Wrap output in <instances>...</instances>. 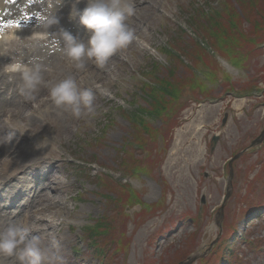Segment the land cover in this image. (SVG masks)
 <instances>
[{"label": "rangeland", "instance_id": "1", "mask_svg": "<svg viewBox=\"0 0 264 264\" xmlns=\"http://www.w3.org/2000/svg\"><path fill=\"white\" fill-rule=\"evenodd\" d=\"M71 2L59 0L64 12L56 13L58 37L42 46L55 47L61 30L78 28L88 39L63 8ZM132 2L136 13L127 22L136 39L103 67L85 57L87 79L74 75L78 67L65 64L62 53L44 62L43 68L55 69L48 73L52 79L72 76L94 99L93 114L82 107L75 117L62 106L66 128L54 134L52 123L40 119L42 133L28 128L20 142L25 139L34 151L35 142L49 134L56 139L48 156L60 160L59 198L65 201L56 222L39 236L60 239L55 264H264V10L256 8L264 0H143L141 7ZM228 18L238 24L236 36L214 37L208 25ZM222 38L243 46L233 51ZM205 55L208 64L200 61ZM2 61L0 56V66ZM184 81L182 90L172 92ZM157 92L166 101L172 92L177 120L169 132L159 130L164 113L153 112L163 105L161 98L152 104ZM32 111L23 105L21 115ZM4 120L0 116V135L10 141L9 132L18 131ZM11 121L22 124L18 116ZM194 141L199 145L193 158ZM31 182L11 181L15 187L6 189L15 194L1 188L0 211L15 213L10 200H26ZM35 225L29 220L23 227ZM5 230L0 225V233ZM19 263L0 255V264Z\"/></svg>", "mask_w": 264, "mask_h": 264}, {"label": "bare ground", "instance_id": "2", "mask_svg": "<svg viewBox=\"0 0 264 264\" xmlns=\"http://www.w3.org/2000/svg\"><path fill=\"white\" fill-rule=\"evenodd\" d=\"M132 1H136L140 7L146 5L143 0ZM52 2L56 9V13L60 14V12H64V10L60 7V3H57L56 0H52ZM46 6L47 0H0V27L3 24L11 22L9 29L5 33V35L11 38V40L9 43L0 46V50L4 48V45H6L7 48L11 50L10 52H12V55L9 56L17 57L18 55V58L24 61H32L33 64L41 65L40 74L42 75V82L38 84L36 89L33 91V98L31 100L26 99L25 96L20 92L23 82H21V85H18V82H15V78L18 81H22L19 77V74L12 75L11 80H8L6 74L0 72V116H5V118L10 120H15V118L18 116L20 122L22 123L20 124L21 129L15 136L9 132L10 141L1 136L2 132L0 129V190L1 188L4 189V191L7 190L6 188L9 186V184H12V187L14 188L15 183H11L13 180L15 182H19L22 179L26 180L30 178L33 182V185L28 187L24 193H30L27 194L26 200L25 198H23V200H19L15 197L10 200L9 206H14L16 209L15 213L7 211H4L3 213L0 211V225L3 227L15 225V222H18L20 219H22L24 222L23 226L26 227L28 221L33 220L38 225H35L36 227L34 226V228L29 229V237L31 234H45L47 230L46 225L50 226L52 223L56 222V216H58L60 213L59 206L64 203L63 201H65V199L62 197L59 198L60 190L62 191V182L60 181V174L56 168L59 166L60 160H54V157L48 156L49 150L56 143L54 135L49 134L45 137V139L40 140L39 143L35 142L36 150L34 151H32L30 144L25 141V139L22 141V144H20L22 138L25 135L24 133L26 132V129L28 130V128H30L32 131L42 133L40 119L44 120V122L47 124L52 123L50 126L51 131H53L54 134H57V131L60 129V127L64 126L61 124L63 123L61 121L62 106H55L49 97L50 88L52 84L56 83L57 81L52 79L48 73L55 69L52 65L49 66L51 67L49 69L43 68L44 62L49 65L51 63V58L56 56L58 53H61L60 48L63 47L62 43L59 45L55 44V47L42 46L44 45L43 43L51 45L58 37V35L55 37L57 25H53L50 28L55 31L52 41H50V39L47 40L51 36L50 33L46 38H41L40 36L35 35V31L39 30V21L36 19V17ZM86 6L87 0H72L71 5H67L63 8H65L68 12H71L79 21V13L82 12ZM13 11H21V13L22 11L27 12L23 14V16L15 18L16 15L9 14ZM22 17H25V19L18 20ZM4 19L10 20L3 21ZM131 21L132 20H130V22ZM12 22H17V24L19 23L18 30L14 34H12L10 30L11 27H13ZM33 24L36 26V29H34ZM81 27L84 26L81 25ZM71 34L77 36L82 42H87V38H83L79 34L78 28H75ZM14 36L22 37L20 40H25V38H28L25 40L27 45H24L23 42L20 43L18 39H14ZM35 43H38L40 47H34ZM2 57L3 61L10 62V57L5 58L4 55ZM26 58H28V60H26ZM86 59L89 60L87 57ZM63 62L69 66L72 64V62H69L66 58H63ZM90 64L94 65L95 63L92 61ZM76 70L77 71L74 73L76 77L83 76L84 72L87 71L84 67H79ZM92 76L94 79L99 78L96 73ZM83 77L87 79L85 75ZM79 81L80 80L77 81V85ZM23 105H26L33 110L32 115L27 118H24V116L21 115ZM34 111H36L37 114H34ZM58 116L60 118H58ZM57 118L58 120H56ZM64 127L66 128V126ZM57 139V143L59 142L60 144L59 138ZM175 143H177V141ZM198 145L199 142L194 141L189 146L191 148L190 152L192 153L193 158L197 155L196 152L198 150ZM35 152H40L41 155H44L42 160L36 161L34 159V157H42ZM9 190L10 189L7 191ZM10 193L15 194L13 191H9L6 194L9 195ZM4 208L6 209L7 206L4 205L3 209ZM45 212L49 213V217H44L43 214ZM41 225L45 227H42ZM47 237L48 235L46 238ZM11 260L13 262H19L15 255L11 256Z\"/></svg>", "mask_w": 264, "mask_h": 264}, {"label": "clouds", "instance_id": "3", "mask_svg": "<svg viewBox=\"0 0 264 264\" xmlns=\"http://www.w3.org/2000/svg\"><path fill=\"white\" fill-rule=\"evenodd\" d=\"M56 2L59 3V0ZM134 15L135 5L132 0H87V6L79 13V23L88 33L87 43L67 30H61V39L56 40V43L62 42V55L76 67H83L85 57L103 67L114 54L127 49L136 39L127 22ZM36 19L39 21V27L45 30V35L41 38H46L51 33L49 29L60 22L52 0H47V6ZM10 40L5 33L0 32V46ZM10 51L3 48L0 50V56L7 55ZM9 57L10 62L0 66V72L9 74L10 79L12 75L19 74L23 82L20 92L26 99L31 100L33 91L42 82L41 65L33 64L32 61L25 62L18 58V55ZM49 97L57 107H70L75 117L81 116L82 107L86 113L93 114V91L88 88L79 89L76 79L72 76L52 84ZM4 125L15 127L17 131L21 129L19 123H14L8 118H5ZM59 245L60 239L56 236L29 237V230L22 225H9L0 233V255H15L20 264H55Z\"/></svg>", "mask_w": 264, "mask_h": 264}, {"label": "trees", "instance_id": "4", "mask_svg": "<svg viewBox=\"0 0 264 264\" xmlns=\"http://www.w3.org/2000/svg\"><path fill=\"white\" fill-rule=\"evenodd\" d=\"M246 5H247V8L252 9V7L249 4V1H246ZM254 8H255V5H254ZM256 8H258L257 9L258 12H259V10L261 8H263V10H264V6L262 4H257ZM229 20L230 19L228 18V19H226V20H224V21H222L220 23H216V24H213V25L212 24L208 25L209 30L212 31V33L214 34V37L219 39L220 37H226L227 35L230 36L232 34H233V36H236L238 24L232 25L231 20L230 21ZM250 23L253 24V20H250ZM250 36H252V35H250ZM218 39H215V42L213 44L216 45V42H218ZM222 39L225 40L226 43H229V44H226V45H227L228 48L230 47L231 50H233V51H236L237 49H240L243 46V44L242 45L235 44L232 41L227 40L226 38H222ZM214 49H218L217 51L221 52V50H220V48L218 46H215ZM201 50L204 51L202 48H201ZM207 60H210L208 55H205V56H203L200 59V61H203L206 64H208L209 62ZM237 61L239 62L240 60H237ZM186 83H187L186 81H184V83L182 82L181 85H177L175 87V89L173 91L172 90L171 91L172 92H177V91L182 90L183 86L186 85ZM164 90H166V92H168L167 88H164ZM172 92H170L171 94H170L169 100H167V101H166L164 96H160L159 97L158 92H157L158 97H156V99L152 102V104L153 103H157L159 98H161L163 100L162 101V104H163L162 106H160L158 108L155 107L153 109L154 113L161 112V113H164V115L166 116V117L162 118L161 125L159 126L160 127L159 130H161L160 133H163L162 132L163 128L167 129L168 132H169L170 129H172L176 125V120H177L176 119V115H177V113H174L175 112V110H174V99H173V96H172ZM170 111H171V113H170ZM153 112H152V114H153ZM138 128H139L138 124H135V129L137 130ZM146 131L148 132V134L150 136L151 135H155V132L151 128L150 129H146ZM158 132L159 131H157L156 134ZM160 136H161V134H160ZM139 141L142 142L141 140H139ZM135 162L136 161H134V165H135ZM105 180H107V179H105Z\"/></svg>", "mask_w": 264, "mask_h": 264}, {"label": "snow or ice", "instance_id": "5", "mask_svg": "<svg viewBox=\"0 0 264 264\" xmlns=\"http://www.w3.org/2000/svg\"><path fill=\"white\" fill-rule=\"evenodd\" d=\"M13 26L19 27V23L17 24V22H12Z\"/></svg>", "mask_w": 264, "mask_h": 264}, {"label": "water", "instance_id": "6", "mask_svg": "<svg viewBox=\"0 0 264 264\" xmlns=\"http://www.w3.org/2000/svg\"><path fill=\"white\" fill-rule=\"evenodd\" d=\"M236 157V156H235ZM232 160H230L229 164L231 163ZM231 165V164H230Z\"/></svg>", "mask_w": 264, "mask_h": 264}]
</instances>
